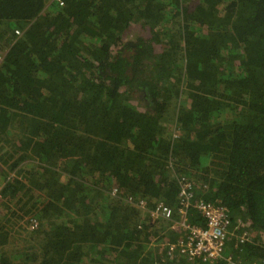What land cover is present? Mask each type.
I'll return each mask as SVG.
<instances>
[{
	"label": "trees",
	"instance_id": "trees-1",
	"mask_svg": "<svg viewBox=\"0 0 264 264\" xmlns=\"http://www.w3.org/2000/svg\"><path fill=\"white\" fill-rule=\"evenodd\" d=\"M183 191L264 260V0H0V264H201Z\"/></svg>",
	"mask_w": 264,
	"mask_h": 264
},
{
	"label": "built area",
	"instance_id": "built-area-1",
	"mask_svg": "<svg viewBox=\"0 0 264 264\" xmlns=\"http://www.w3.org/2000/svg\"><path fill=\"white\" fill-rule=\"evenodd\" d=\"M191 195L184 191L181 194L180 203L176 213L170 207L163 204L157 205L151 212L154 218L164 221H173L174 227L186 233L185 238L177 239L174 243H169L167 253L170 256H185L189 261H199L201 264H214L225 260L224 252L228 243V238L234 232L230 230L231 220L226 209L211 203L190 202ZM138 208L145 211V203L140 201ZM194 209L204 222L203 227L193 226L188 221V211ZM176 216L173 220L172 216ZM172 227V230L174 229ZM238 238V237H237ZM245 240L244 234H240L238 241ZM231 264V263H226ZM253 264H264L259 261Z\"/></svg>",
	"mask_w": 264,
	"mask_h": 264
},
{
	"label": "crops",
	"instance_id": "crops-1",
	"mask_svg": "<svg viewBox=\"0 0 264 264\" xmlns=\"http://www.w3.org/2000/svg\"><path fill=\"white\" fill-rule=\"evenodd\" d=\"M172 227H174V224L172 223V225L171 226H169L168 227V230L170 231V232H174V230H175V227H174V229L172 230ZM182 231V230H181ZM180 233H182V232H179L177 235H180ZM177 237V236H176ZM176 237H175V240H176ZM179 237V236H178ZM174 240V241H175ZM174 241H172V242H174Z\"/></svg>",
	"mask_w": 264,
	"mask_h": 264
}]
</instances>
